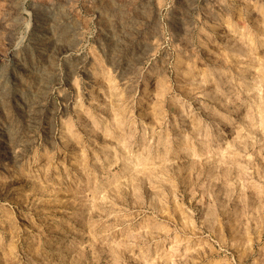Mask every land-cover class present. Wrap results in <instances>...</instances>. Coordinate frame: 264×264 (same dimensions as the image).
<instances>
[{
	"label": "rangeland",
	"instance_id": "374dc122",
	"mask_svg": "<svg viewBox=\"0 0 264 264\" xmlns=\"http://www.w3.org/2000/svg\"><path fill=\"white\" fill-rule=\"evenodd\" d=\"M258 35L264 0H0V122L15 139L27 120L37 157L26 177L0 175V230L32 264H264V134L246 127L255 163L230 176L209 164L189 175L176 139L209 109L228 118L227 142L250 107L261 122ZM165 127L178 178L152 219L146 181L119 198L107 189Z\"/></svg>",
	"mask_w": 264,
	"mask_h": 264
},
{
	"label": "clouds",
	"instance_id": "9594fccd",
	"mask_svg": "<svg viewBox=\"0 0 264 264\" xmlns=\"http://www.w3.org/2000/svg\"><path fill=\"white\" fill-rule=\"evenodd\" d=\"M254 2L256 0H245L247 5H252ZM257 39L264 44V35H258ZM13 55L15 56V53ZM241 90H243V85H241ZM247 95L251 96V92H248ZM233 96L235 101L240 102L241 105L247 103L241 100L239 91L233 93ZM261 98V102L264 104V93H261ZM119 99L123 102L122 92ZM134 100L133 97L128 103L134 104ZM235 101L232 98H227L224 106L227 107L228 104H233ZM251 111L250 107L249 114L243 117L244 120L250 123L243 126L238 125L237 134L231 142H227L225 130L221 128V123L228 118L222 116L215 109H209L208 120H196L191 126V131H183L176 138L182 145L179 148V153L185 157L189 175L197 166L203 164L212 165L217 174L221 167H226L229 169V176L233 167L247 171L248 167L254 165V157L249 153L245 141L251 140L253 149H255L257 141L254 136L246 132V127L264 134V112H260L261 122L256 124L253 121ZM214 117H220V122L218 123ZM231 123L235 124V121ZM33 132L34 129L27 124V120H24L17 126L15 139H13L9 128L0 122V175L4 171H8V174L14 177H26L29 174L31 168L37 163V157L34 155L36 141ZM172 143L173 137L168 133L166 127L161 132H157L153 138H145L139 150V156L145 163L140 166H133L125 174H122L119 186L109 182L110 187L107 191L112 192L114 197L119 198L121 189L131 187L133 194H136L139 192L141 184L146 181L147 186L158 193L157 196L153 197V203L160 205L158 209L149 206L153 212L152 219H155L157 212L164 214L167 209V193L164 192L163 185L174 186L178 178V172L174 171V167L179 155L177 154L173 158ZM261 143H264V140ZM117 144L119 147L124 148L125 152L129 151L120 141H117ZM197 145H199V150H197ZM129 155H131L130 152ZM237 158L246 161L247 164L237 162ZM200 174L202 172L198 173V175ZM225 179H227V176ZM208 180L219 182V177L218 175L210 176ZM173 196H175L174 187ZM156 230L159 231L158 228ZM140 231L148 233V228L142 226ZM31 251V248L25 250L24 245H21L15 236L9 237L7 230H0V264H32V256L29 255Z\"/></svg>",
	"mask_w": 264,
	"mask_h": 264
},
{
	"label": "bare ground",
	"instance_id": "6f19581e",
	"mask_svg": "<svg viewBox=\"0 0 264 264\" xmlns=\"http://www.w3.org/2000/svg\"><path fill=\"white\" fill-rule=\"evenodd\" d=\"M250 43L252 44L253 43V40H250ZM166 115H168V113H165V116ZM118 119H120V118L119 117H116V120H118ZM125 233H126L125 234V239H129L132 236L131 231L130 232L129 231H126Z\"/></svg>",
	"mask_w": 264,
	"mask_h": 264
}]
</instances>
